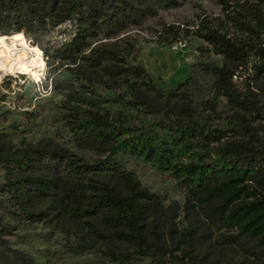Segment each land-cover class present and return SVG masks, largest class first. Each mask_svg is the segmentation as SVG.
Returning <instances> with one entry per match:
<instances>
[{"label": "trees", "instance_id": "16d2710c", "mask_svg": "<svg viewBox=\"0 0 264 264\" xmlns=\"http://www.w3.org/2000/svg\"><path fill=\"white\" fill-rule=\"evenodd\" d=\"M185 1L0 0V36L71 24L72 36L51 55L57 64L51 85L62 96L61 119L77 151L93 155L81 156L52 139L15 148L0 139V193L34 222L49 220L29 209L35 201L75 221L92 238L76 254L102 241L100 251L115 264L136 258L207 264L199 252L201 226L192 222L198 215L229 231L227 243L255 241L264 256V144L257 143L249 117L257 110L252 84L264 75V0H218L217 16L204 13L196 24L161 23L154 30L151 41L159 45L197 36L223 57L222 65L201 62L198 70L213 75L217 96L227 99L223 108L211 100L202 108L192 104L195 75L163 89L129 61H135L134 44L119 37L158 9ZM239 68L253 70L243 88L234 80ZM60 69L72 77L63 78ZM123 156L169 175L184 192V205L166 204Z\"/></svg>", "mask_w": 264, "mask_h": 264}, {"label": "rangeland", "instance_id": "374dc122", "mask_svg": "<svg viewBox=\"0 0 264 264\" xmlns=\"http://www.w3.org/2000/svg\"><path fill=\"white\" fill-rule=\"evenodd\" d=\"M221 10L218 0H187L175 8L158 9L156 15L148 16L141 25H129L119 37L134 44L135 61L132 58L129 61L143 66L163 89H175L189 76L195 75L191 86L192 104L202 108L205 101L211 100L223 108L227 105V99L217 96L213 75L198 72L201 62L222 65L224 59L221 55L215 54L212 47L197 36L170 45L151 41L154 30L159 29L161 23L196 24L202 14L217 16ZM71 32L70 23L38 30L31 35L21 32V38L41 48L46 65L40 76L0 70V76H3L0 81V139L7 147L15 148L23 142L37 143L42 139H52L81 156L93 155L90 151H77L61 119L64 112L60 107L62 96L51 85L53 70L57 67L51 55L72 36ZM252 64L248 65L249 68ZM237 71V84L243 88L253 70L239 68ZM61 74L66 79L72 77L65 70ZM9 75L12 78H8ZM252 85L257 110L249 117L258 137L257 143L264 144V75L259 76ZM123 161L144 186L162 194L167 199L166 204L176 200L184 205L185 194L169 175H157L147 163L135 157L123 156ZM4 180L0 165V184ZM0 200V264H115L100 251L105 248L102 241H97L95 248L76 254V249L91 243L92 238L69 217L55 216L48 202L35 201L29 205L31 211L49 214V220L38 223L25 216L8 194L0 193ZM179 220L187 224L184 214ZM192 222L201 226L200 234L203 236L199 252L207 264L264 263L261 248L255 241L241 239L240 244H230L225 239L229 234L225 228L210 227L198 215H194ZM253 252L261 254L255 255ZM134 264L152 263L150 258H136Z\"/></svg>", "mask_w": 264, "mask_h": 264}, {"label": "bare ground", "instance_id": "6f19581e", "mask_svg": "<svg viewBox=\"0 0 264 264\" xmlns=\"http://www.w3.org/2000/svg\"><path fill=\"white\" fill-rule=\"evenodd\" d=\"M21 36L22 33L0 36L4 38L0 42V70L40 76L46 65L43 52L39 46L29 43Z\"/></svg>", "mask_w": 264, "mask_h": 264}, {"label": "clouds", "instance_id": "9594fccd", "mask_svg": "<svg viewBox=\"0 0 264 264\" xmlns=\"http://www.w3.org/2000/svg\"><path fill=\"white\" fill-rule=\"evenodd\" d=\"M19 37H17V39H18ZM4 38H0V42H2V40H3ZM2 79H3V76H0V81H2ZM44 95H47L46 93H43Z\"/></svg>", "mask_w": 264, "mask_h": 264}, {"label": "built area", "instance_id": "2783aa9c", "mask_svg": "<svg viewBox=\"0 0 264 264\" xmlns=\"http://www.w3.org/2000/svg\"><path fill=\"white\" fill-rule=\"evenodd\" d=\"M238 78H239V74H238V72H237V73L234 75V80L237 81Z\"/></svg>", "mask_w": 264, "mask_h": 264}]
</instances>
